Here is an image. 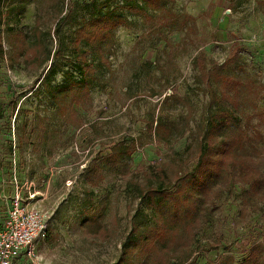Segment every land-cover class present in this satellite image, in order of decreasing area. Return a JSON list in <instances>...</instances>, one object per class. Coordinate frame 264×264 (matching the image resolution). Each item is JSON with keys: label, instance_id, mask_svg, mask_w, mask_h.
<instances>
[{"label": "rangeland", "instance_id": "rangeland-1", "mask_svg": "<svg viewBox=\"0 0 264 264\" xmlns=\"http://www.w3.org/2000/svg\"><path fill=\"white\" fill-rule=\"evenodd\" d=\"M169 1L150 29L124 0H0V219L18 191L48 213L36 264H243L252 251L264 264V202L231 168L196 229L142 247L150 206L169 209L148 191L177 192L199 161L211 87L239 106L238 163L264 173V0ZM99 15L130 25L92 49L83 79L75 33Z\"/></svg>", "mask_w": 264, "mask_h": 264}, {"label": "trees", "instance_id": "trees-1", "mask_svg": "<svg viewBox=\"0 0 264 264\" xmlns=\"http://www.w3.org/2000/svg\"><path fill=\"white\" fill-rule=\"evenodd\" d=\"M169 0H124L123 8L128 11L129 15L138 16L149 23V28H155L154 20L157 12L164 11ZM3 20V14L0 7V23ZM130 25V21L122 15H99L89 23L81 26L75 33V44L78 50L77 69L83 79L94 71V63L90 62L88 56L92 49L101 47L102 44L113 39L115 31L119 27ZM1 41V33H0ZM23 45H27V56L35 57L36 50L31 48L26 34L22 35ZM233 60V59H232ZM225 62L221 67L223 71L229 63ZM202 71L206 75L203 67ZM232 94L221 86L211 87L208 127L204 136V141L199 149V161L192 172L187 177L177 192H165L157 189H150L152 193L150 201L154 202V197L159 202H168L169 209L163 210L162 206L154 208L151 219L145 218L144 237L142 240L143 248L166 247L165 237L168 232L178 229H196V219L201 220V214L204 212L203 205L206 203L204 199L207 197H220L225 191V184L229 180V176L225 174L231 168L233 171L242 174L244 180L250 186L251 197L258 203L264 202V173L251 160H245L244 163H238L237 149L240 145L241 138L237 134V126L240 118L239 106L231 101ZM20 112V110L18 111ZM153 126V125H152ZM153 129V127H151ZM164 131L162 123L157 124L156 135L159 141L165 140L161 133ZM133 151H130L129 156ZM115 153L109 158H114ZM238 165V167L236 166ZM102 169H94L89 173L94 174ZM153 178L149 181L150 185L155 184ZM99 186H96V188ZM163 205V204H161ZM149 218V217H148ZM94 219L92 213H87L82 220V227L90 223ZM203 225L199 224L198 226ZM197 226V227H198ZM98 229H106L99 226ZM139 229V228H136ZM188 231V230H187ZM141 236V235H140ZM139 236V237H140ZM136 243V240H135ZM130 248L125 246L126 251ZM252 251L249 258L243 264H258L257 258ZM257 261V262H256ZM180 264V263H173Z\"/></svg>", "mask_w": 264, "mask_h": 264}, {"label": "built area", "instance_id": "built-area-1", "mask_svg": "<svg viewBox=\"0 0 264 264\" xmlns=\"http://www.w3.org/2000/svg\"><path fill=\"white\" fill-rule=\"evenodd\" d=\"M49 220L46 211L30 207L22 194L16 192L0 219V264H36Z\"/></svg>", "mask_w": 264, "mask_h": 264}]
</instances>
